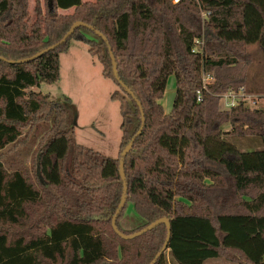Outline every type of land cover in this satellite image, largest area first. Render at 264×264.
Here are the masks:
<instances>
[{
  "label": "trees",
  "instance_id": "trees-1",
  "mask_svg": "<svg viewBox=\"0 0 264 264\" xmlns=\"http://www.w3.org/2000/svg\"><path fill=\"white\" fill-rule=\"evenodd\" d=\"M199 1L33 0L30 11L29 0H0V150L23 145L30 131L36 138L29 170L6 168L0 152V264H148L166 227L119 236L111 218L123 185L122 234L170 221L169 256L165 249L153 264H264L249 242L264 241V105L218 106L220 93L249 91L245 49L264 54V0ZM74 21L103 38L80 25L17 62L58 42ZM70 38L86 43L117 85L110 98L120 113L119 154L142 125L122 159L123 179L119 154L76 141L70 98L35 89L58 80ZM162 61L174 79L169 111L159 101ZM206 73L213 81L202 88ZM238 140L257 147L242 150ZM127 202L141 218L131 229L119 224Z\"/></svg>",
  "mask_w": 264,
  "mask_h": 264
},
{
  "label": "rangeland",
  "instance_id": "rangeland-1",
  "mask_svg": "<svg viewBox=\"0 0 264 264\" xmlns=\"http://www.w3.org/2000/svg\"><path fill=\"white\" fill-rule=\"evenodd\" d=\"M29 9L32 11L33 0H29ZM85 1V0H83ZM70 9L65 12H70ZM32 13V12H31ZM33 17V13L31 14ZM250 54V63L247 67V89L243 88V95L239 101L249 108H259L264 105V54L256 46H247L245 49ZM60 74L57 81L52 83L41 82L39 91L48 92L50 98L58 99L68 96L76 107L74 121L75 138L78 143L89 147L99 153L117 157L120 138V113L118 101L110 98L111 92L117 85L110 78L103 77L99 60L87 52V45L83 41L70 38L69 49L60 53ZM158 78H162L160 87L162 96L160 103L165 111H169L174 93V79L172 73L167 71L166 61H162ZM218 106L221 102L218 100ZM221 109V108H220ZM43 122L37 123L38 126ZM227 128L228 125H224ZM25 132V129H24ZM33 132V131H32ZM37 135L39 132L36 133ZM25 143L14 147H5L2 160L6 168H24L29 170L33 146L36 138L28 132ZM239 148L252 150L257 146L247 140H238ZM141 218L134 211L132 204L127 202L124 206L119 224L124 229H131L138 225ZM254 221L249 220L252 224ZM6 230L15 231V228L3 226ZM250 250L259 256L264 254V241L256 237L250 238ZM252 245V246H251ZM169 247L165 253L168 255ZM201 264H233L221 257H210Z\"/></svg>",
  "mask_w": 264,
  "mask_h": 264
},
{
  "label": "water",
  "instance_id": "water-1",
  "mask_svg": "<svg viewBox=\"0 0 264 264\" xmlns=\"http://www.w3.org/2000/svg\"><path fill=\"white\" fill-rule=\"evenodd\" d=\"M80 25H83L85 27H87L88 29H92L96 34H98L99 36L102 37L101 33H99L96 29H93V27L91 25H88V24H85L81 21H74L69 30L67 31V33L58 41L56 42L55 44H52L50 46H48L47 48H44L40 51H38L37 53H35L34 55L28 57V58H24V59H19L17 60V62H22V61H26V60H29V59H32V58H35L39 55H41L42 53H44L46 50H48L49 48H53L55 45H58L60 44L61 42H63V40L73 31L74 28H76L77 26H80ZM103 38V37H102ZM111 59H112V71L115 75V77L117 78V75H116V68H115V64H114V61H113V58L111 56ZM11 62H14L13 60H10ZM120 83L121 86H124V84L119 80L118 81ZM129 92V91H128ZM130 93V92H129ZM139 105V103H138ZM140 113H141V121H143V114H142V111H141V108H140ZM142 128V125H140L139 129L137 130L136 134L128 141V143L124 146V148L120 151V154H119V159H118V163H119V172H120V176L121 178L123 179L124 178V173L122 171V159L124 157V155L126 154V152L129 150V148L131 147L132 145V142H133V139L134 137L139 134L140 130ZM125 193H126V187L125 185H123V190H122V195H121V198H120V201L118 203V206L115 210V213L114 215L112 216L111 218V227L112 229L121 237H124V238H128V237H132V236H135V235H138L154 226H156L157 224H161L163 223L166 227V237H165V241L160 249L159 252L156 253V255L154 256V258L148 263V264H153L155 259L160 255L161 252H163L166 248H167V244H168V240L170 238V235H171V225H170V221L168 218L166 217H160V218H157L156 220L152 221L151 223H149L148 225H146L145 227L131 233V234H122L116 227V224H115V220H116V214L120 211L122 205H123V202H124V197H125Z\"/></svg>",
  "mask_w": 264,
  "mask_h": 264
},
{
  "label": "built area",
  "instance_id": "built-area-1",
  "mask_svg": "<svg viewBox=\"0 0 264 264\" xmlns=\"http://www.w3.org/2000/svg\"><path fill=\"white\" fill-rule=\"evenodd\" d=\"M179 0H172V2H177ZM199 7H200V1L199 0H193ZM201 15L203 16L204 13L201 11ZM202 81V88L206 87V84L213 81V76L210 73L202 74L201 77ZM243 95V88L239 87L237 90H228L226 92L220 93L219 101L221 102V109H228L232 105L236 104L239 99ZM196 99L200 100V90L196 91Z\"/></svg>",
  "mask_w": 264,
  "mask_h": 264
},
{
  "label": "crops",
  "instance_id": "crops-1",
  "mask_svg": "<svg viewBox=\"0 0 264 264\" xmlns=\"http://www.w3.org/2000/svg\"><path fill=\"white\" fill-rule=\"evenodd\" d=\"M83 1V0H82ZM29 4H30V1H29ZM68 49H69V45H68V48L65 50V51H62V52H66V51H68ZM62 52H60V53H62ZM88 52V51H87ZM60 53H59V69H60ZM59 74H60V71H59Z\"/></svg>",
  "mask_w": 264,
  "mask_h": 264
}]
</instances>
